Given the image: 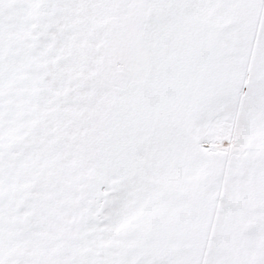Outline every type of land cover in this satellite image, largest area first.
Wrapping results in <instances>:
<instances>
[{
	"label": "snow or ice",
	"instance_id": "1",
	"mask_svg": "<svg viewBox=\"0 0 264 264\" xmlns=\"http://www.w3.org/2000/svg\"><path fill=\"white\" fill-rule=\"evenodd\" d=\"M0 264H264V0H0Z\"/></svg>",
	"mask_w": 264,
	"mask_h": 264
}]
</instances>
